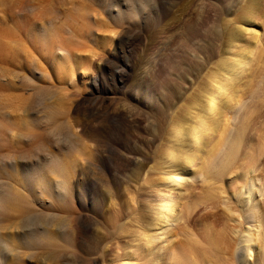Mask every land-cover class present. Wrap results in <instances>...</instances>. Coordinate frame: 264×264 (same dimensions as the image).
Returning a JSON list of instances; mask_svg holds the SVG:
<instances>
[{"label":"rangeland","instance_id":"374dc122","mask_svg":"<svg viewBox=\"0 0 264 264\" xmlns=\"http://www.w3.org/2000/svg\"><path fill=\"white\" fill-rule=\"evenodd\" d=\"M245 1L0 0V107L4 116L0 125L2 153L16 159L23 154L21 158H28L29 154L36 153L38 145L42 142L49 145L54 138L50 132L58 124L66 121L70 109L75 108L80 112L84 109L91 110L94 114L92 122L96 123L93 134L97 141L92 140V143L88 141L85 155H81L79 159H92L98 165L99 173L89 175V183L95 192L93 201H97L99 209L94 211L92 199L87 198L80 212L89 216L97 215L100 219L104 215L111 217L118 207L119 198L115 195L118 183L129 195V188L133 190L144 183L148 168H151L150 176L153 175V179L150 178V184L145 183L147 191L142 198L155 203L158 200L164 202L170 194L174 196L175 193L168 191L162 185L153 184L155 176L160 171H156L155 157L151 154V150L158 152L159 147L167 141L169 134L167 128L181 110L178 107L182 103L179 101V95L197 94L206 86L210 71H217V68H213L214 63L225 58L226 41L229 39L227 32L233 26L231 20L240 16ZM130 3L136 7L137 15L130 14ZM256 4L259 9L256 17L259 18L245 25L250 29H257L260 34L264 32V0H257ZM262 69L264 70V67ZM120 71H122L121 76L118 75ZM259 76L256 77L259 78L257 82L256 78L253 79L254 84L257 83L253 88L255 92L257 91L254 95L263 98L264 89L259 90V83L264 81V71L259 73ZM261 88H264V85ZM244 93L241 103L250 102L251 105L252 102L253 106L257 103L258 107L254 108L257 112L253 115V123L247 131V138L242 144L238 160L246 158L243 154L249 152L251 140L256 137L259 127L264 123V108L262 109L260 101L262 98L258 97L256 100L254 95L247 91ZM97 96H102V100ZM40 100L50 107L41 108L42 104H36ZM244 110L245 104L238 103L234 106L232 114L236 119L232 121L233 123L238 121ZM123 111H130L141 123L139 122L137 126H126L123 131L118 130L119 135H117L116 128H113L117 122L109 119L105 114H120ZM45 114L51 120L48 117L49 120L44 118ZM102 121L107 124L101 126ZM107 148H111L112 153L106 150ZM50 151L59 154L66 167L69 165L66 145H61V149L50 147ZM136 151L150 155L146 168L142 169L139 177L135 173L138 164L128 163L124 158ZM40 154L42 153L38 155ZM262 156L264 153L260 157L262 161L258 159L255 166L258 183L264 178ZM37 159L42 162L45 157L41 155ZM26 161L27 159H23L22 162H12L17 166L16 170H20ZM78 163H76L77 170L81 166ZM226 180L227 177L224 183L228 188ZM11 183L22 188L26 193L28 198L26 201L29 202L30 208L37 205L28 193L23 179H12ZM188 183L189 190L194 189L193 197L197 202L191 214L190 224H194L195 231L198 229L197 231L200 232V223L209 224L213 219L207 218L205 214L215 213L219 218L223 208L220 203L218 207L216 203L204 201L208 188L206 183H202L201 177L195 178L194 181L189 179ZM231 190L227 189L229 195L233 197L232 203L236 201L235 205H232L236 208L239 201L245 199L247 192L237 197L238 200ZM259 194L260 192L254 194L256 200L253 201L256 204L260 203L263 208L264 200H261L262 202L259 200L263 194L261 197ZM137 198L138 201L141 200L140 197ZM44 199L50 201L47 196ZM54 206V209L49 211L60 215L61 219L49 221L50 227L67 230L69 213L67 203ZM215 208L217 210L219 208L217 213ZM39 210L41 209H37ZM27 211L28 207L26 209L25 205L12 208L2 219L1 226L4 229L1 231L8 234V238L12 237L14 246L16 234L19 232L17 226L21 225ZM235 213L229 215L228 223L230 225L232 223L236 232L232 234L229 231L231 240L225 254L230 260L233 259L232 264H263L262 250L254 246L249 251L246 242L241 240L247 237V232L245 231L243 237L240 236L238 229L240 227L235 222L239 217ZM250 213L249 217L247 215L250 219L247 218L246 224L249 221L247 228L258 219L257 213L253 214L255 218H252ZM217 222H214L216 225L213 226L220 229L221 222L219 224ZM78 225L80 226V223ZM25 226L44 227V221L35 220L26 223ZM129 226L132 227L129 232L136 227L132 224ZM92 227L94 228L89 230L87 227H79L86 239V246L91 240L86 233L88 235L102 233V229H99L102 225L99 222ZM247 228L245 226V230ZM133 237L134 233L131 232L116 241L124 246L126 242L132 241ZM173 237L178 241L181 239L179 234ZM230 252H233L232 257ZM0 253V264L34 263L27 257L26 252L23 255L14 251L19 257H14L12 252L4 249ZM110 259L111 256L106 258L107 264ZM51 260L59 262L57 257H50L43 259L39 264H49Z\"/></svg>","mask_w":264,"mask_h":264},{"label":"bare ground","instance_id":"6f19581e","mask_svg":"<svg viewBox=\"0 0 264 264\" xmlns=\"http://www.w3.org/2000/svg\"><path fill=\"white\" fill-rule=\"evenodd\" d=\"M256 3L257 0H246L243 3V13L241 11L237 19H232L233 22L231 20L233 26L231 29L229 28L230 31H226L229 37L226 41V54L225 58L214 63L213 68H217V71H210L206 86L197 94L179 95V101L182 103L178 107L181 110L174 116L167 128L169 129L167 141L159 147L158 152L151 150V154L155 157L156 171H160L155 176L153 184L162 185L168 191L175 193L174 196L170 194L164 202L158 200L155 203L142 198L147 191L145 183L150 184V178L153 177V175L150 176L151 168H148L144 183L139 184L133 190L129 188V195L127 190L118 183L115 190V195L119 198L118 207L111 217L104 215L100 219L97 215L82 214L80 211L83 210L87 198L93 201L95 196L89 183V175L98 174L99 168L92 159H79V157L85 155L88 141L91 143L92 140L97 141L93 134L96 123L92 122L94 114L91 110L84 109L80 112L72 108L66 121L58 124L50 132L54 138L49 142V145L47 146L43 142L39 144L35 154L32 153L28 155V158L25 157L26 164L24 163L25 165L20 170H16L17 166L12 161L26 160L21 158L24 154L18 156L20 158L18 160L16 157L12 158L2 153L0 149V252L3 249L7 250L12 252L14 257H19L14 251L23 253V255L26 252L27 257L34 262L32 264H39L43 259L50 257H57L59 262L51 260L49 264H107L108 256H111L109 263L115 264H232L231 257L235 249L232 253L230 252L231 260L225 253L229 249L231 240L229 231L233 234L236 230L233 229L232 223V227H230L228 221L230 220L229 215L238 211L235 214L239 218L234 221L240 227L238 228L240 236L243 237L247 232V237L245 236V239L241 240L246 242L249 251L254 246L262 250L263 261L260 253L259 255L264 264V207L261 208L260 203L257 205L253 201L256 192H260V197L263 194V199L259 198L260 202L264 200V191H262L264 190V178H261V182L258 183L259 179L255 173L256 162L258 159L262 161L260 157L264 153V123L259 127L256 137L251 140L249 152L243 154L246 158L238 160L242 144L247 138V131L253 123V115L257 112L254 109L257 103L254 106L252 102L251 105L250 102L241 103V97L245 91L252 96L254 93L257 94V91L255 92L253 89L257 84H254V78L264 71L262 69L264 67L262 66L264 65V36L261 37L264 32L259 34L257 29L256 31L245 25L249 24L251 20L259 18L256 17L259 10ZM130 5V14L137 15L136 7L131 3ZM121 72L118 73L119 76H121ZM258 79L256 78V82ZM263 82L259 83L260 87L257 85L259 90L264 89L261 88L264 85ZM258 97L262 98L259 95ZM258 97H255L256 100ZM97 98L102 100V96H97ZM260 101L263 109L264 97ZM44 103L40 100L36 104H42L41 108L44 109L50 107ZM238 103L245 104V110L241 112L238 121L233 123L232 121L236 117L232 114V109ZM258 103H260L259 99ZM259 109L261 108L259 107ZM2 114L3 109L0 107V125L4 118ZM105 116L117 122V125L113 126L116 128L115 134L117 135H119L118 130L123 131L126 126H137L140 122L130 111H123L120 114L106 113ZM47 117L48 115L45 114L44 118ZM48 118L47 120H49ZM36 121L39 122L40 119H36ZM106 124L104 121L101 122V126ZM61 145H66L67 148L69 157L67 167L59 154L50 151V147L61 149ZM106 150L111 153L113 151L111 148ZM39 153L42 154L38 155ZM41 155L45 157L42 162L37 159ZM124 158L128 163L138 164L135 173L139 177L142 174V169L146 168V162L150 159V155H143L136 151ZM77 162L81 165L79 170L76 168ZM197 177H201L202 183L207 184L208 189L204 201L216 203L218 207L221 204L223 208V212L218 213L221 215L219 218L215 213L205 214L207 218L213 219L209 224L200 223V232L197 231L198 229L195 231L194 224H190L191 214H193L197 202L193 197L194 189L189 190L188 180L194 181ZM226 177L227 186L230 190L232 188L231 191L236 198L247 192L245 199L240 200L237 204L240 207L232 206L236 201L234 200L233 203V200L231 201L233 197L229 195L228 188L224 183ZM16 178L23 179L28 193L41 210L37 211L39 209L37 205V207L30 208L29 202L26 201L28 199L26 193L22 191V188L11 183L12 179ZM131 190L133 192L130 196ZM226 191L228 195L225 194ZM45 196L50 201H46ZM137 197H140L141 200L138 201ZM237 199L239 200V198ZM26 202L27 204H25ZM65 203H67L69 211L67 230L61 227H50L49 221L61 219V216L49 210L54 209V205ZM24 205L26 209L28 207V211L22 219L21 225L17 226L19 232L16 234V245L14 246L12 237L11 240L10 237L8 238V234L1 231L4 229L1 222L5 214L7 215V211ZM92 206L94 211L99 209L96 200L92 202ZM218 210L216 209V213ZM249 213L251 217L257 213L258 219L247 228L249 221L248 224L246 222ZM206 217L203 218L206 219ZM35 220L44 221V227L25 226L26 223ZM216 221H218L217 224L221 222L220 229L213 226L216 225L214 223ZM77 222L80 223V226ZM98 222L102 225L99 227L102 229V233L95 235L86 233V236L91 239L86 246V239L79 227L93 229L92 226ZM131 224L136 226L131 231L134 233L133 240L121 246L116 239L119 240L120 237L131 233L129 232L132 228L129 226ZM178 234L181 236L179 241L173 237Z\"/></svg>","mask_w":264,"mask_h":264}]
</instances>
